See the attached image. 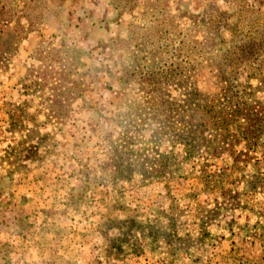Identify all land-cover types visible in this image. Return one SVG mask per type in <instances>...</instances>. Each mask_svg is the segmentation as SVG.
I'll use <instances>...</instances> for the list:
<instances>
[{"label": "rangeland", "instance_id": "374dc122", "mask_svg": "<svg viewBox=\"0 0 264 264\" xmlns=\"http://www.w3.org/2000/svg\"><path fill=\"white\" fill-rule=\"evenodd\" d=\"M188 64L208 93L238 66L247 99L264 101V0H0V264H136L158 219L188 255L161 264H210L199 228L224 243L218 263L264 264V151L208 153L205 133L194 157L174 148L164 179L120 181L108 162L160 168L167 135L155 144L154 119L132 105ZM7 112L23 127L10 132Z\"/></svg>", "mask_w": 264, "mask_h": 264}, {"label": "trees", "instance_id": "16d2710c", "mask_svg": "<svg viewBox=\"0 0 264 264\" xmlns=\"http://www.w3.org/2000/svg\"><path fill=\"white\" fill-rule=\"evenodd\" d=\"M247 56L253 58L255 54L251 53L244 58L246 59ZM234 66L228 65L219 71L220 77L230 75L229 83L209 93L200 90L197 85L189 81L191 71L189 64L183 67L181 74L175 79L174 69L166 73L159 72L166 81L149 82L146 85V92H142L140 103L132 105V108L138 111L139 115H150L154 119L153 124L157 130L156 133L154 132L152 141L156 144L161 139L160 135H167V141L172 148L166 153L156 152L158 155L156 162L160 164V168L155 169L150 165L148 167L150 171L143 164L133 166L129 162L124 163L121 153L118 154L116 151L119 156L114 155V159L110 158L108 161L115 169L114 176H117L120 181H129L134 172H139L145 179L154 177L164 179L166 174H172L178 170L180 164L179 155L174 152V148L182 145L185 147L186 156L194 157L199 141L203 140L205 133L212 134L209 140L211 144L206 146L208 153H213L217 148H223L232 142L240 141L262 153L264 151V101L254 96L252 100L247 99L243 92L244 84L236 80V77L234 80L232 78L233 75H237L238 66L236 68ZM260 72L258 71V79L261 78ZM178 90H183L182 97L179 93L176 96L171 94ZM8 118L10 132L23 127L17 115L9 114ZM158 131L163 134H157ZM123 142L127 146L131 145V137H125ZM262 156L263 159L264 155ZM173 165L174 169L171 168ZM165 168L168 171H165ZM128 221L129 219L118 223L113 222L120 225ZM205 230L207 233V229Z\"/></svg>", "mask_w": 264, "mask_h": 264}, {"label": "crops", "instance_id": "0c3cea01", "mask_svg": "<svg viewBox=\"0 0 264 264\" xmlns=\"http://www.w3.org/2000/svg\"><path fill=\"white\" fill-rule=\"evenodd\" d=\"M164 205L161 208V210H164ZM165 222V221H164ZM157 225L160 226L162 233H160V236L157 237H152L147 236L146 240L143 241V238L140 239L141 243H137V245L135 246V249H131L130 253H131V258L134 260H138L136 264H142L141 261H139L140 259H143L145 256V254L150 255L153 258H156L157 261L161 263H165L164 261L170 260V259H176L179 258L180 259V255H185L187 258L188 255L187 254V250L186 249H178V251L180 252L179 255L177 256L174 251L172 250V248L170 247V245H173V241H171L170 244V240H173V235H170V232L166 233V228L164 226V223L162 220L158 219L156 221ZM167 224V222H166ZM200 230V228H199ZM199 230H194L191 229V233H194L197 231L198 236L197 238H199V242H202L203 238L206 239L208 241V247L206 249H202V252H206V254L211 257H214L212 259V262L210 264H229L227 263V261L218 263L219 258L222 257L223 254H226V252H224V243L223 246L220 247L219 243L216 239H213L210 235H204L203 233H200ZM184 232H186V235H188V231L186 229L183 230ZM208 231V230H207ZM205 232V231H204ZM159 234V233H158ZM208 237V238H207ZM157 242V243H156ZM103 250V248H102ZM197 251V250H196ZM112 257V256H111ZM171 261V260H170Z\"/></svg>", "mask_w": 264, "mask_h": 264}]
</instances>
